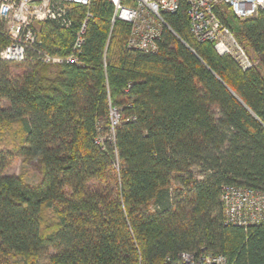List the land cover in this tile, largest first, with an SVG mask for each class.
<instances>
[{
    "label": "trees",
    "instance_id": "obj_1",
    "mask_svg": "<svg viewBox=\"0 0 264 264\" xmlns=\"http://www.w3.org/2000/svg\"><path fill=\"white\" fill-rule=\"evenodd\" d=\"M89 10L79 64L0 59V172L14 156L41 172L33 185L0 175V264H36L47 246V264H264V219L226 224L221 201L226 184L264 192V12H219L257 60L241 69L194 39L183 0L154 52L127 46L111 0ZM84 12L68 10L69 28L39 22V47L68 55Z\"/></svg>",
    "mask_w": 264,
    "mask_h": 264
},
{
    "label": "built area",
    "instance_id": "obj_2",
    "mask_svg": "<svg viewBox=\"0 0 264 264\" xmlns=\"http://www.w3.org/2000/svg\"><path fill=\"white\" fill-rule=\"evenodd\" d=\"M132 6L121 0H111L113 15L111 21L120 19L129 22L127 46L145 52L158 49L157 40L167 23L163 13L175 12L182 0H131ZM187 5L189 30L197 42H213L220 55L230 54L241 69L257 63L237 41L229 27L219 17L224 8L238 19H244L264 12V0H183ZM91 0H0V34L9 42L0 48V59L12 63L39 61L45 64H79L81 47L85 43V31L92 16ZM76 4L85 8L82 22L75 32L68 55L52 56L39 47L37 27L44 20H54L60 27L69 28L71 19L68 10ZM111 135L120 120L119 110L109 106ZM98 141V140H97ZM224 222L247 226L258 224L264 219V192L244 186L226 184L221 187ZM181 259L187 264H227L222 254L204 252L198 259L189 252H181Z\"/></svg>",
    "mask_w": 264,
    "mask_h": 264
},
{
    "label": "rangeland",
    "instance_id": "obj_3",
    "mask_svg": "<svg viewBox=\"0 0 264 264\" xmlns=\"http://www.w3.org/2000/svg\"><path fill=\"white\" fill-rule=\"evenodd\" d=\"M12 71H15L16 68H11ZM0 150H6L5 147L0 145ZM192 172L198 176V169L192 167ZM23 173L25 175V180L29 184H36L41 178L40 167L36 163L26 164L23 162L22 157L14 156L9 165L4 168L0 175H17ZM175 186L172 184V187ZM53 252V249L49 246L45 247L44 250L40 253L39 259L36 264H47L50 254Z\"/></svg>",
    "mask_w": 264,
    "mask_h": 264
}]
</instances>
